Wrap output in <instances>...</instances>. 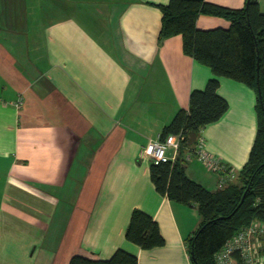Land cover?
I'll use <instances>...</instances> for the list:
<instances>
[{
	"label": "crops",
	"instance_id": "obj_1",
	"mask_svg": "<svg viewBox=\"0 0 264 264\" xmlns=\"http://www.w3.org/2000/svg\"><path fill=\"white\" fill-rule=\"evenodd\" d=\"M169 1L0 0V264L108 259L118 248L139 264H192L187 239L202 221L198 207L157 191L143 148L215 75L184 52L181 35L160 41ZM230 23L197 19L200 29ZM219 79L229 108L199 139L238 175L256 140L258 95ZM186 173L220 187L219 173L194 153ZM134 209L154 217L163 245L127 240Z\"/></svg>",
	"mask_w": 264,
	"mask_h": 264
},
{
	"label": "trees",
	"instance_id": "obj_2",
	"mask_svg": "<svg viewBox=\"0 0 264 264\" xmlns=\"http://www.w3.org/2000/svg\"><path fill=\"white\" fill-rule=\"evenodd\" d=\"M161 9L160 41L181 35L184 52L209 66L215 77L204 89L192 91L189 108L180 109L164 127L161 139L172 133L182 134L183 139L174 160L152 162L151 179L161 194L197 205L202 221L187 239L189 257L192 264H216V254L236 234L253 222L264 225V12L258 0H247L243 8L206 0H170ZM200 14L221 16L231 22L230 26L200 29ZM219 77L246 83L257 92L258 131L237 179L210 190L188 176L186 155L194 152L201 129L219 120L229 108L219 93ZM126 238L143 249L165 242L158 222L141 209L133 210ZM233 254L236 264H243L240 252ZM69 263L139 264V260L135 253L118 248L108 259L75 254Z\"/></svg>",
	"mask_w": 264,
	"mask_h": 264
},
{
	"label": "built area",
	"instance_id": "obj_3",
	"mask_svg": "<svg viewBox=\"0 0 264 264\" xmlns=\"http://www.w3.org/2000/svg\"><path fill=\"white\" fill-rule=\"evenodd\" d=\"M21 99L16 102L20 104ZM183 139L182 134H169L165 140L159 136L157 139H151L143 148V153L152 161L172 159L177 156L178 150ZM169 148L175 149V154H168ZM193 153L203 161L206 166L220 175V186L237 176L234 169L230 168L221 158L212 154L204 148V140L199 139L194 152L186 155V160L191 159ZM264 236V225L253 222L250 226L244 228L216 254V264H236L234 252L238 251L243 259V264H264V253L261 238Z\"/></svg>",
	"mask_w": 264,
	"mask_h": 264
},
{
	"label": "rangeland",
	"instance_id": "obj_4",
	"mask_svg": "<svg viewBox=\"0 0 264 264\" xmlns=\"http://www.w3.org/2000/svg\"><path fill=\"white\" fill-rule=\"evenodd\" d=\"M264 237V236H263ZM262 242V248L264 249V238H261V241H260V243Z\"/></svg>",
	"mask_w": 264,
	"mask_h": 264
}]
</instances>
